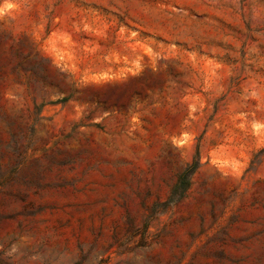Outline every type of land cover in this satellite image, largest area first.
Listing matches in <instances>:
<instances>
[{"label":"rangeland","instance_id":"374dc122","mask_svg":"<svg viewBox=\"0 0 264 264\" xmlns=\"http://www.w3.org/2000/svg\"><path fill=\"white\" fill-rule=\"evenodd\" d=\"M0 264H264V0H0Z\"/></svg>","mask_w":264,"mask_h":264},{"label":"trees","instance_id":"16d2710c","mask_svg":"<svg viewBox=\"0 0 264 264\" xmlns=\"http://www.w3.org/2000/svg\"><path fill=\"white\" fill-rule=\"evenodd\" d=\"M192 171H193V168L190 169V170H188V173H186L187 171H185V172H183V173L181 174V182L184 183V186L182 187L181 190H179L178 193H176V192H175V194L172 193L169 201H176V200H179V199L184 195V192H185V190H186V188H187V186H188V184H186V182H185V175H187V174H188V175L191 174ZM177 188H178V186H177ZM173 192H174V191H173Z\"/></svg>","mask_w":264,"mask_h":264}]
</instances>
